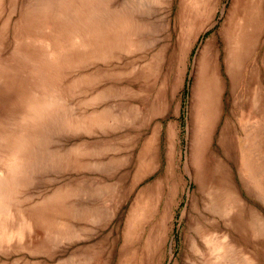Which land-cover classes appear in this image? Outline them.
<instances>
[{"label": "rangeland", "instance_id": "1", "mask_svg": "<svg viewBox=\"0 0 264 264\" xmlns=\"http://www.w3.org/2000/svg\"><path fill=\"white\" fill-rule=\"evenodd\" d=\"M214 242L264 264V0H0V264Z\"/></svg>", "mask_w": 264, "mask_h": 264}, {"label": "bare ground", "instance_id": "2", "mask_svg": "<svg viewBox=\"0 0 264 264\" xmlns=\"http://www.w3.org/2000/svg\"><path fill=\"white\" fill-rule=\"evenodd\" d=\"M124 29H122V31H123ZM230 53H227V56H226V61H228V62H230V61H232V58L230 57V55H229ZM205 55H206V52H204L203 54H202V56L200 57L201 59H204V57H205ZM229 64V63H228ZM204 65H206V63H204ZM230 65H228L227 67H229ZM195 82V81H194ZM49 97V96H48ZM97 97H98V95H97ZM99 98V97H98ZM36 113V112H35ZM106 113V112H105ZM36 116V115H35ZM10 163V162H9ZM12 171V170H11ZM5 175V174H4ZM231 200V198H229L227 201L229 202ZM75 209V208H74ZM239 210V209H238ZM237 212H239V211H237ZM147 213V212H146ZM211 237V236H210ZM126 238V237H125ZM123 242H125V239H124V241ZM206 243H208V241H206ZM220 244V243H219ZM218 243H216V242H214L212 245L211 244H209L210 246H211V248L213 249V250H216V251H218L217 252V254H216V256H214V261H215V259L217 260V262H215L216 264H220L222 261L223 262H228L229 260L230 261H232V257L234 258V260L236 261V262H238L239 261V254H238V252H236V250H234V249H225V250H223L222 249V247L219 245ZM147 246L148 245H146L145 247L147 248ZM158 244L156 243V244H154L153 245V249H155V250H157L158 249ZM193 250H194V248H193ZM228 251H230V252H228ZM235 255V256H234ZM122 260H124V259H122ZM125 261V260H124ZM213 261V262H214ZM122 263H124V262H122Z\"/></svg>", "mask_w": 264, "mask_h": 264}, {"label": "crops", "instance_id": "3", "mask_svg": "<svg viewBox=\"0 0 264 264\" xmlns=\"http://www.w3.org/2000/svg\"><path fill=\"white\" fill-rule=\"evenodd\" d=\"M220 85V84H219ZM220 87V86H219Z\"/></svg>", "mask_w": 264, "mask_h": 264}]
</instances>
